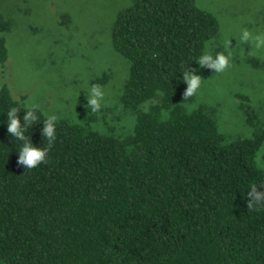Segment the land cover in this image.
<instances>
[{
    "label": "trees",
    "instance_id": "trees-1",
    "mask_svg": "<svg viewBox=\"0 0 264 264\" xmlns=\"http://www.w3.org/2000/svg\"><path fill=\"white\" fill-rule=\"evenodd\" d=\"M11 28L0 14L3 75ZM219 32L197 0H133L111 35L129 64L120 100L136 112L133 132H99L80 108L78 123L57 119L36 168L18 163L24 142L6 126L15 107L25 127L23 100L1 86V264H264V197L248 195L264 194V131L229 139L205 106L192 108L199 90L185 96L184 73ZM36 115L25 136L43 149L48 116Z\"/></svg>",
    "mask_w": 264,
    "mask_h": 264
},
{
    "label": "rangeland",
    "instance_id": "rangeland-1",
    "mask_svg": "<svg viewBox=\"0 0 264 264\" xmlns=\"http://www.w3.org/2000/svg\"><path fill=\"white\" fill-rule=\"evenodd\" d=\"M132 3L0 0V14L12 23L5 34L9 59L4 75L0 66V88L8 84L16 99L37 105L47 116L80 122L79 109H89L91 88L98 85L103 98L100 110L89 112L97 116L90 123L93 129L118 137L131 134L136 112L120 100L129 64L114 50L111 35L117 13ZM197 4L220 23L205 54L224 53L229 40L233 55L231 66L222 72L210 62L198 65L194 75L202 82L192 108L205 106L229 139L251 138L264 131V48L240 43L239 36L244 30L264 34V0H197ZM104 76V83H94ZM263 155L264 144L260 158Z\"/></svg>",
    "mask_w": 264,
    "mask_h": 264
},
{
    "label": "clouds",
    "instance_id": "clouds-1",
    "mask_svg": "<svg viewBox=\"0 0 264 264\" xmlns=\"http://www.w3.org/2000/svg\"><path fill=\"white\" fill-rule=\"evenodd\" d=\"M240 43L243 42H251L252 46L255 49L264 48V34L253 35L250 31L244 30L240 33L239 36ZM232 51H229V40L225 41V52L217 54L213 57L210 54H202L198 58V62L201 66H203L206 62H210V66L214 68L217 72H222L226 68L231 66V58ZM183 79L188 84V88L185 96H193L197 93L200 85L201 79L191 72H185L183 75ZM103 98V92L98 85H93L91 88V95L88 98V108L92 112H97L101 108V103L99 102ZM38 106L35 104H27L25 105V115L23 120L25 121V127H20L19 118L17 116V109L12 107L6 113L7 120L6 126L8 133L11 134V137H14L16 140L23 141V145L19 149V159L18 163H21L27 166L28 169L38 167L42 162L45 161L46 156L48 154L49 147L52 142L56 139V122L57 116L51 115L48 116L44 121L43 135L44 138L48 141V147L43 149H37L34 147L29 141L28 137L25 136V132L28 127L38 120V116L36 115L38 111ZM165 116L167 113L164 114ZM79 121H77L78 123ZM258 166L264 167V163L258 161ZM248 195L254 197V200L259 203L261 197H264V194L257 193L255 191V187H251V191Z\"/></svg>",
    "mask_w": 264,
    "mask_h": 264
}]
</instances>
